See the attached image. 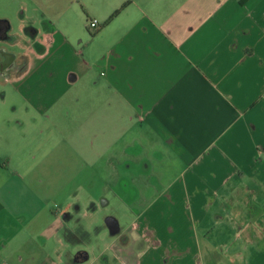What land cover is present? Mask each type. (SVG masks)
Returning <instances> with one entry per match:
<instances>
[{
  "label": "crops",
  "instance_id": "1",
  "mask_svg": "<svg viewBox=\"0 0 264 264\" xmlns=\"http://www.w3.org/2000/svg\"><path fill=\"white\" fill-rule=\"evenodd\" d=\"M35 4L0 0V83L25 107L0 119V264H264V0ZM137 165L170 183L98 228L122 195L80 182Z\"/></svg>",
  "mask_w": 264,
  "mask_h": 264
},
{
  "label": "rangeland",
  "instance_id": "2",
  "mask_svg": "<svg viewBox=\"0 0 264 264\" xmlns=\"http://www.w3.org/2000/svg\"><path fill=\"white\" fill-rule=\"evenodd\" d=\"M54 1L55 0H36L35 5L39 7V9L41 10L38 13L45 11L48 13L47 15L53 14L52 11L55 10L53 6ZM46 19L48 20L49 17ZM11 21H12L11 23L13 27H16L18 20H16L15 16H12ZM50 21L53 22L52 20ZM24 108L25 107L22 104V99L20 95L14 90L12 85L10 83H0V119L3 115H7L12 123L18 120L23 121L24 123L23 118L20 117L21 115L20 111H22ZM68 167L70 166L69 165L63 166V168L65 169V173H67ZM85 167L86 166H84V168ZM98 169L104 172L106 167L98 166ZM132 169L133 170H131L130 172V179L125 180V181L118 182L114 180H109L105 178L106 177L105 175H103V177L101 176V178L99 179H94L92 182L83 181V180L80 182L83 195L84 193H87L85 190L88 184L91 185L92 187L97 186L99 188L102 186L108 185V184L113 185V187L117 189L118 193L122 195V196H119L118 198H111L110 200L111 203L108 206H100L102 205V200H101L102 198L97 199V203L99 204L97 209L101 208L100 210H103V213L100 212V215H98L99 219L95 223V225L98 228H99L98 225H100L102 222L101 217L106 216V215L116 217L120 219L122 223H124V221H126V219L124 218L127 212L125 209L126 207H128L129 209L133 208L134 210L138 211L140 208L145 207L150 201H152V199H154V194L157 191H159L160 188H163L168 183H170L169 180L159 182L157 180H154V178H150L149 175H146L142 172L141 165L134 166V168ZM52 183L53 185H51L49 189L51 191L52 190L54 191L55 189H57L56 188L57 182H51V184ZM65 183H66L65 188L68 189L69 188L68 185H70L71 182H65ZM122 190L126 191L127 193H123ZM87 198L88 197H83L82 200L84 201ZM45 200L50 201L51 206H55L59 204V198L52 197V195L48 196ZM76 227H75V232L77 233L78 230H80V228H79V225ZM87 234L82 235L81 233L79 234V237L81 239L83 238L86 239L87 243H89L90 240L93 239V237L96 234L95 228L94 227L92 228L91 234L89 232H87ZM83 245L84 244L81 243V246Z\"/></svg>",
  "mask_w": 264,
  "mask_h": 264
},
{
  "label": "flooded vegetation",
  "instance_id": "3",
  "mask_svg": "<svg viewBox=\"0 0 264 264\" xmlns=\"http://www.w3.org/2000/svg\"><path fill=\"white\" fill-rule=\"evenodd\" d=\"M8 31H9V24L7 22H1L0 21V38L11 39L12 37L7 35ZM4 63H7V60H5ZM111 198H118V197L115 194H111L110 196H106L103 199H101L102 205H104L105 203H111L110 202ZM106 223H107V226L110 228V231L112 233L117 232L119 230V227L115 224V221L113 220L112 217H108L106 219ZM78 225H79L80 230H78L77 233H79V234L82 233V235L83 234L86 235L87 232L83 230V227L81 226V224H78ZM78 239H79V241L81 240L80 237ZM120 239L121 240L124 239V236H121ZM83 240H84V238H83ZM87 257H88L87 252L81 249V250H78L76 252V254H74V256L72 257V261L74 260L76 262H79V260L82 261L83 259H85Z\"/></svg>",
  "mask_w": 264,
  "mask_h": 264
},
{
  "label": "built area",
  "instance_id": "4",
  "mask_svg": "<svg viewBox=\"0 0 264 264\" xmlns=\"http://www.w3.org/2000/svg\"><path fill=\"white\" fill-rule=\"evenodd\" d=\"M98 27V21L96 19L89 20L88 28L91 31H94ZM5 264V263H2Z\"/></svg>",
  "mask_w": 264,
  "mask_h": 264
},
{
  "label": "trees",
  "instance_id": "5",
  "mask_svg": "<svg viewBox=\"0 0 264 264\" xmlns=\"http://www.w3.org/2000/svg\"><path fill=\"white\" fill-rule=\"evenodd\" d=\"M256 207L254 206V205H251V207H250V212H251V216H255V211H254V209H255Z\"/></svg>",
  "mask_w": 264,
  "mask_h": 264
}]
</instances>
